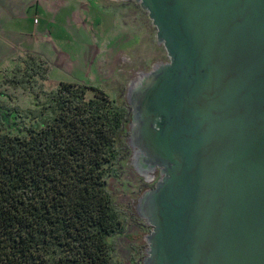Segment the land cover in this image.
Wrapping results in <instances>:
<instances>
[{"label":"water","instance_id":"obj_1","mask_svg":"<svg viewBox=\"0 0 264 264\" xmlns=\"http://www.w3.org/2000/svg\"><path fill=\"white\" fill-rule=\"evenodd\" d=\"M123 1L169 57L127 90L142 264H264V0Z\"/></svg>","mask_w":264,"mask_h":264},{"label":"trees","instance_id":"obj_2","mask_svg":"<svg viewBox=\"0 0 264 264\" xmlns=\"http://www.w3.org/2000/svg\"><path fill=\"white\" fill-rule=\"evenodd\" d=\"M49 94L31 124L0 105V264H114L125 226L107 177L132 152L130 107L93 85Z\"/></svg>","mask_w":264,"mask_h":264},{"label":"rangeland","instance_id":"obj_3","mask_svg":"<svg viewBox=\"0 0 264 264\" xmlns=\"http://www.w3.org/2000/svg\"><path fill=\"white\" fill-rule=\"evenodd\" d=\"M33 1L0 0V105L27 117L28 124L39 119L50 102L46 93L61 82L96 86L123 107L131 81L169 60L155 26L136 2L40 0L35 17ZM10 7L18 16L10 17ZM107 185L125 226L123 234L110 239L113 263L142 264L150 230L135 205L148 182L135 169L131 151L121 154Z\"/></svg>","mask_w":264,"mask_h":264},{"label":"crops","instance_id":"obj_4","mask_svg":"<svg viewBox=\"0 0 264 264\" xmlns=\"http://www.w3.org/2000/svg\"><path fill=\"white\" fill-rule=\"evenodd\" d=\"M34 2H36L35 3V5H36V13H35V17H37V15H38V13L40 12V9H39V2H40V0H35V1H33L32 3H34ZM14 7V6H13ZM13 7H10V8H8L7 9V11H9V13H10V17L11 16H13V15H15V16H18V15H16V13H13V11L15 10V9H13ZM32 7V6H31ZM27 9H29V8H27ZM26 11V10H25ZM28 13V12H27ZM24 15H23V13H21V17H23ZM25 18V17H24ZM39 22V21H38ZM32 36V35H31ZM36 36V35H35ZM23 51H24V53H27V52H30V50H25V49H22ZM22 55V54H21Z\"/></svg>","mask_w":264,"mask_h":264},{"label":"flooded vegetation","instance_id":"obj_5","mask_svg":"<svg viewBox=\"0 0 264 264\" xmlns=\"http://www.w3.org/2000/svg\"><path fill=\"white\" fill-rule=\"evenodd\" d=\"M116 1H118V0H116ZM134 2V1H133ZM138 4V3H137ZM139 5V4H138ZM143 10V9H142ZM144 11V10H143ZM154 176L155 177H159V174H158V172H156L155 174H154ZM147 181V180H146ZM148 182V186H151L152 185V183L150 182V181H147ZM147 186V187H148Z\"/></svg>","mask_w":264,"mask_h":264}]
</instances>
